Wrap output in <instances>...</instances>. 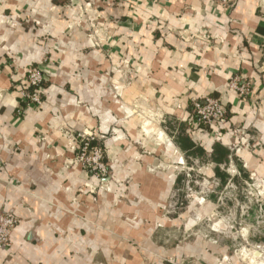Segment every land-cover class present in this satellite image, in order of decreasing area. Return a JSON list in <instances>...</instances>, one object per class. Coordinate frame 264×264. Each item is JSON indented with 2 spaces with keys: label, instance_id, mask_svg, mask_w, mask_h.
Wrapping results in <instances>:
<instances>
[{
  "label": "crops",
  "instance_id": "obj_1",
  "mask_svg": "<svg viewBox=\"0 0 264 264\" xmlns=\"http://www.w3.org/2000/svg\"><path fill=\"white\" fill-rule=\"evenodd\" d=\"M205 95L224 124L191 122ZM83 130L104 136L105 180L74 160ZM180 157L214 188L264 181V0H0V211L17 218L0 264H245L247 216L186 197Z\"/></svg>",
  "mask_w": 264,
  "mask_h": 264
},
{
  "label": "built area",
  "instance_id": "obj_2",
  "mask_svg": "<svg viewBox=\"0 0 264 264\" xmlns=\"http://www.w3.org/2000/svg\"><path fill=\"white\" fill-rule=\"evenodd\" d=\"M227 3L228 0H221ZM45 77L41 70L37 67H30L19 85V94L22 104L27 106H40L42 103V95L45 88ZM229 88L236 91L239 95L245 96L248 93V82L241 81L238 76H234L229 81ZM22 110V107H18ZM191 122L208 128L212 126H220L226 122L227 110L223 101L218 97L201 96L191 101ZM74 143L75 158L74 160L84 169L89 171L94 177L105 180L109 176V168L104 159V147L101 139L103 135L97 136L95 133L83 130L75 135L68 133ZM176 162L181 166V172L184 175V189L190 191L192 185H196L200 189V185L208 184L199 181L196 177L197 171L188 168L185 161L180 157ZM184 168V169H183ZM258 182L259 180L255 178ZM202 196H206V193ZM191 197V195H190ZM17 224L16 216L11 212L0 211V248L9 246L11 243V233ZM170 264H183L182 261L175 262L168 260Z\"/></svg>",
  "mask_w": 264,
  "mask_h": 264
},
{
  "label": "rangeland",
  "instance_id": "obj_3",
  "mask_svg": "<svg viewBox=\"0 0 264 264\" xmlns=\"http://www.w3.org/2000/svg\"><path fill=\"white\" fill-rule=\"evenodd\" d=\"M196 178L199 179V177ZM212 190L222 198H231L234 204L228 206V208L231 207L228 212L232 210L234 212H244L247 216V224L252 229V239L244 243L246 244L245 247H237L239 250L236 249V255L243 259L245 264H264V202L262 200L264 181L257 182L252 179L241 183L239 186L228 188L220 186L214 188L209 184H202L199 189L196 185H192L190 191L184 189V195L186 197H190V195L202 196L206 193L207 196ZM250 209L252 213H248ZM234 221H236L235 218ZM252 252H258L259 256L254 257Z\"/></svg>",
  "mask_w": 264,
  "mask_h": 264
},
{
  "label": "trees",
  "instance_id": "obj_4",
  "mask_svg": "<svg viewBox=\"0 0 264 264\" xmlns=\"http://www.w3.org/2000/svg\"><path fill=\"white\" fill-rule=\"evenodd\" d=\"M216 152H217V150H216ZM220 152V151H219ZM216 159H217V157H215ZM219 159V158H218Z\"/></svg>",
  "mask_w": 264,
  "mask_h": 264
}]
</instances>
